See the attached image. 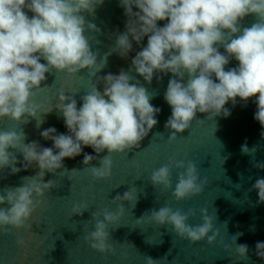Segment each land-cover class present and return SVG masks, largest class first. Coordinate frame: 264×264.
Wrapping results in <instances>:
<instances>
[{
	"label": "clouds",
	"instance_id": "1",
	"mask_svg": "<svg viewBox=\"0 0 264 264\" xmlns=\"http://www.w3.org/2000/svg\"><path fill=\"white\" fill-rule=\"evenodd\" d=\"M102 4L103 0H0V119L27 123L28 117L36 118L39 105L32 102V97L46 80L45 74L53 69L68 76L87 69L91 77H96L91 89L81 96V107H77L74 95L58 96L56 109L69 134H57L54 127L43 130L41 136L52 140L53 147H41L36 141L25 143L23 130H0V170L10 168L11 174L21 171L16 167L20 161L9 149L22 154L24 170L33 164L39 169L35 176L25 178L28 183L0 192V205H8L0 207V233L31 229L28 221L44 203L45 193L55 187L52 180L44 182L46 171L56 173L64 168L65 158L79 156L88 146L97 154L107 150L99 166L91 165L97 156L87 153L82 161L94 181L106 180L112 175V155L140 148V142L157 125L161 110L150 103L152 94L135 76L123 70L118 75L97 76L107 55L118 53L127 58L133 50L132 41L139 45L147 37V46L131 61L145 82L151 84L154 76L161 79L158 73L172 74L164 95L172 109L165 123L171 130L170 142L190 128L197 112L206 113L207 120L229 117L231 112L225 105L231 101L235 106L237 97L245 105L256 97L254 119L264 129V0H120L127 17L126 30L115 35V46L106 53L103 67H98L99 53L92 51L85 33L100 29L83 13L94 14ZM28 12L33 15L29 17ZM249 15L255 16V22L244 27L241 21ZM158 21L167 23L159 27ZM232 59L238 66L225 70ZM101 81L103 92L97 87ZM41 123L42 119L37 121V127ZM261 135L264 137V132ZM241 152L253 157L256 149H249L245 143ZM253 167L264 170V162H254ZM173 168L178 170L174 187ZM78 171L72 169L71 173ZM149 180L154 188L171 190L177 202L202 194L208 184L193 161L171 158L154 169ZM252 187L258 192V204H264V178H258ZM139 191L131 187L123 195L117 194L111 200L115 212L105 208L92 213L93 230L84 236L92 250L117 254L110 243V226L118 225L124 215L123 202L135 208ZM88 208L86 202L74 204L72 215H82ZM199 211L202 222L196 225L188 223L196 216L195 209L185 212L167 205L144 213L136 221L138 226L147 221L170 227L176 236L192 244L206 239L213 245L219 240L226 252L235 245L236 256L247 261L248 245L236 243L242 233L231 236L230 244L225 243L214 226L216 214L210 215L207 208ZM223 224L227 227V221ZM24 243L22 238L17 240L21 247ZM255 254L264 260V242L256 243ZM145 262L158 261L146 256Z\"/></svg>",
	"mask_w": 264,
	"mask_h": 264
},
{
	"label": "water",
	"instance_id": "2",
	"mask_svg": "<svg viewBox=\"0 0 264 264\" xmlns=\"http://www.w3.org/2000/svg\"><path fill=\"white\" fill-rule=\"evenodd\" d=\"M137 11V9H133ZM27 11V10H26ZM29 17L33 13L28 12ZM87 21L94 23L99 29V32H86L85 35L90 37V44L93 52H98V67H103L106 59V53L115 46V35L117 33L125 32V24L127 17L124 14V9L120 6V0H103V4L99 5L94 14L87 12L83 13ZM167 21H158V26L163 27ZM131 40V37H130ZM133 43V50L128 54L127 58H121L118 53H111L107 55L105 66L97 73V76L103 77L109 73L118 75L121 70L130 72L137 80H142L135 70L132 68L131 61L142 47L147 46V37H145L138 45L135 41ZM41 63H46L43 59ZM46 80L42 82L41 88L35 91L32 97V102L39 105L36 118L28 117V122L22 121L17 123L8 118L0 119V130L13 129L17 132L23 130L26 135L25 143L32 141L38 142L41 147H53L52 140H45L41 136V132L49 127H54L57 134H69L65 126L62 115L56 109L58 104V96L61 93L66 95H74L77 101V107L82 106L81 96L89 91L96 80V77H91L87 71L81 70L75 76H68L66 73H58L55 69L46 73ZM98 90L103 92L104 84L101 81L98 85ZM52 109V110H51ZM48 113H44L49 111ZM43 120V123L37 127V121ZM15 155L18 161L16 167L20 168L16 174H11V169L7 168L0 170V192L4 189L15 188L21 186L23 183L29 181L25 178H30L36 175L39 171L35 164L30 166L27 170L23 169V156L19 151L9 149ZM54 151H56L54 149ZM47 172V171H46ZM45 172V173H46ZM0 207H8V205H0Z\"/></svg>",
	"mask_w": 264,
	"mask_h": 264
}]
</instances>
